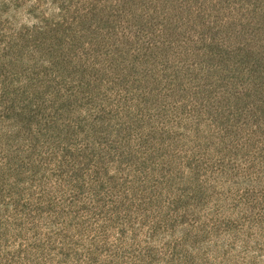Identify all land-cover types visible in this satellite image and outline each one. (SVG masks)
Returning a JSON list of instances; mask_svg holds the SVG:
<instances>
[{
    "label": "rangeland",
    "instance_id": "374dc122",
    "mask_svg": "<svg viewBox=\"0 0 264 264\" xmlns=\"http://www.w3.org/2000/svg\"><path fill=\"white\" fill-rule=\"evenodd\" d=\"M0 264H264V0H0Z\"/></svg>",
    "mask_w": 264,
    "mask_h": 264
}]
</instances>
